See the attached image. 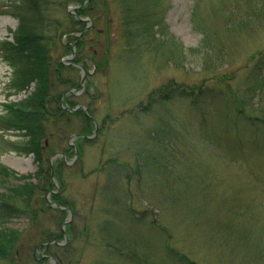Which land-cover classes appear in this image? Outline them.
I'll use <instances>...</instances> for the list:
<instances>
[{
  "label": "rangeland",
  "instance_id": "1",
  "mask_svg": "<svg viewBox=\"0 0 264 264\" xmlns=\"http://www.w3.org/2000/svg\"><path fill=\"white\" fill-rule=\"evenodd\" d=\"M26 3L0 0V116L35 88L11 85L2 51ZM39 4L51 58L68 66L62 80L54 73V93L79 83L69 100L92 110L94 130L82 135L76 115L48 122L40 174L35 155L18 149L25 131L0 124V165L15 171L0 185V204L10 203L0 230L21 234L14 262L0 264H264V0H160L156 9L98 0L74 54L78 0ZM151 22L150 36L131 29ZM170 82L189 89L150 103L152 92L174 90ZM28 183L37 185L31 200L13 193Z\"/></svg>",
  "mask_w": 264,
  "mask_h": 264
},
{
  "label": "trees",
  "instance_id": "2",
  "mask_svg": "<svg viewBox=\"0 0 264 264\" xmlns=\"http://www.w3.org/2000/svg\"><path fill=\"white\" fill-rule=\"evenodd\" d=\"M84 1L85 0H78V3L82 5ZM97 1L98 0H90L83 7L77 9V16H87V9H89L91 6L93 7L94 4L97 3ZM118 1L124 2V0ZM146 1L148 9L158 8L160 2V0ZM105 5L107 6V3ZM25 6L26 7L24 9H20V12L18 13L20 23L18 28L12 33L13 41H4V50L2 51L4 52L3 59L8 62V64L14 69L11 85L19 91L28 89L33 83L35 88L27 99H24L19 103L11 102L4 105L8 112L7 114L0 116V124L5 129H17L25 131V136H28V139L23 143V145H20L18 149L25 154H34L35 160L39 165V170H41L40 174H43V169L44 167H46L47 161L44 155L46 152V146L43 142V139L47 136L46 124L48 122L56 124L62 119H65L66 121L67 117L76 115L84 120L83 130L81 131L83 133L82 135L88 136L92 134L94 130V119L92 117V110L90 109H88V113H86L83 108L73 110L74 108L79 106V102L69 100V98L73 96V93L69 90L62 91L56 94L54 93V75L56 74L57 80L61 79L59 73L67 69L68 66L61 60L55 62L51 58L49 49L47 48V45L45 43L47 35L44 34L43 30L38 26L43 22L44 19L41 14L39 0H27ZM129 6L132 5L130 4ZM130 8L132 7H129L127 11H129ZM70 18L72 19L75 26L73 31L83 33L81 37H73V41L76 43L77 51H81L85 44L84 36L90 33V31H92L93 29L84 32V26L86 23L79 20L74 14H70ZM139 21V18L136 17L135 20L129 21V24H135ZM152 23L153 22H151L149 28H143L144 26L137 27L135 29L131 27L130 28L135 30V33H137L139 37H147V35L150 36L149 33H151L153 30ZM73 31H69L68 33ZM69 48L70 49L68 51L72 53V46ZM259 54L260 58L264 59V52H260ZM79 62H82V60ZM258 63L264 64V61H259ZM102 65H104V63L97 64L98 67H101ZM69 68H75V66L71 65V67ZM62 83H69V81H62ZM170 83L172 85L171 88H174V90L169 89L167 92H159V90L152 92L149 97V102H156L157 96L161 97V99H168L170 98V96H172V93L176 91V88L179 87L181 91H187L189 89V86H181L173 82ZM71 87L72 89L76 90L80 89L79 83L77 82L72 83L71 81ZM191 89H197V91L200 89V91L202 92V89L199 87H192ZM61 102L67 103L70 109H64L61 105ZM49 104L54 105L52 109L49 108ZM80 140L81 139L77 140L79 150L82 149V140ZM69 149H71V147ZM62 165H64V161L61 160L58 167H62ZM58 167L56 168L58 174H55V176L59 177L60 174H62V171ZM14 175L15 171L5 165H0V185L4 183L6 176L9 177ZM18 178H26V176H19ZM48 184L53 188L54 184L51 180H48ZM25 186L26 187L24 188L21 187L20 189L13 190V193L22 196L25 194L27 196V199L31 200L36 192L37 185L35 186L32 185V183H28ZM3 197L5 198L6 196ZM53 197L55 199H58L57 194L53 195ZM11 198H13V196L6 197V199L9 200ZM60 203L65 205V202L63 203L61 200ZM8 204H10L9 201H2V203L0 204V209L2 208V210H5L4 208H7L6 205ZM33 215L35 216L37 215V213L34 212ZM70 230H72V224H69V226L67 227V231L70 232ZM20 236L21 234L14 230H0V263H2V261L4 260H10L11 257L13 258L17 256L15 246ZM74 237L75 234L72 231L70 234L68 246L69 243L74 239ZM63 238L64 233L61 231L59 235L47 238L45 240V243L48 244L42 245L41 247L46 250L45 253L52 254L51 249L58 245L55 241H60ZM65 249H67V246L65 247ZM10 261L13 263L14 258ZM39 261V263L47 261V257L42 258L40 256Z\"/></svg>",
  "mask_w": 264,
  "mask_h": 264
},
{
  "label": "water",
  "instance_id": "3",
  "mask_svg": "<svg viewBox=\"0 0 264 264\" xmlns=\"http://www.w3.org/2000/svg\"><path fill=\"white\" fill-rule=\"evenodd\" d=\"M86 2H88V0H86V1L84 2V4H85ZM77 8H78V7H77ZM80 19H82V18H80ZM82 20H84V19H82ZM90 22H91V21H90ZM74 47H75V45H74ZM73 54H74V50H73ZM85 80H86V69L83 68V74H82V78H81V81H80V85H81L82 88L85 87ZM73 91H75V90H73ZM82 107L87 111V106L83 105ZM78 108H80V107H77L76 109H78ZM75 149H76V154H77L78 149H77V145H76V144H75ZM62 155H64V154L62 153ZM76 156H77V155H76Z\"/></svg>",
  "mask_w": 264,
  "mask_h": 264
}]
</instances>
